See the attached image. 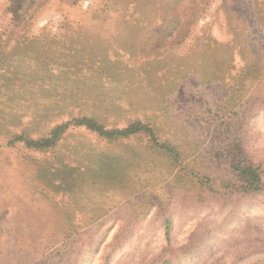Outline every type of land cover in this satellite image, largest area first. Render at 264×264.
<instances>
[{"label":"rangeland","instance_id":"rangeland-1","mask_svg":"<svg viewBox=\"0 0 264 264\" xmlns=\"http://www.w3.org/2000/svg\"><path fill=\"white\" fill-rule=\"evenodd\" d=\"M0 264H264V0H0Z\"/></svg>","mask_w":264,"mask_h":264},{"label":"trees","instance_id":"trees-1","mask_svg":"<svg viewBox=\"0 0 264 264\" xmlns=\"http://www.w3.org/2000/svg\"><path fill=\"white\" fill-rule=\"evenodd\" d=\"M18 15V13H17ZM75 124L76 125H86L88 128L92 129V130H95V131H98L100 132V134L102 135H113V134H129V133H132V132H135L136 128L138 125H140V123H137V125L135 124V126L133 125V127H129L127 129H123L121 131H113L112 133L111 132H108V131H104L102 129V127L94 121L92 119H89V118H78V119H75ZM69 124H66V125H60L58 127H56V129H54V131L52 132V136L51 137H56L58 136ZM141 126V125H140ZM49 141L50 140H46L45 143L46 144H49ZM30 143H34L36 145H39V146H43L44 142L43 141H30ZM252 172L251 169H242L241 170V175L242 176H245V174L248 175V173ZM256 180H258V176L256 175Z\"/></svg>","mask_w":264,"mask_h":264}]
</instances>
